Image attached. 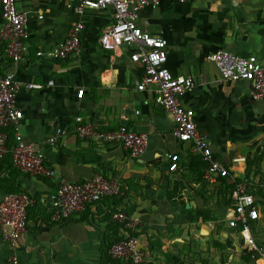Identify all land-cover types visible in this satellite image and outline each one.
<instances>
[{
	"label": "crops",
	"instance_id": "0c3cea01",
	"mask_svg": "<svg viewBox=\"0 0 264 264\" xmlns=\"http://www.w3.org/2000/svg\"><path fill=\"white\" fill-rule=\"evenodd\" d=\"M17 9L27 14L28 53L13 65L0 45V72L12 74L22 85L40 86L20 92L23 119L18 130L54 171L50 178H33L13 169L9 157L0 160V199L9 191L25 193L34 201L27 211L26 233L19 240L18 264H110L106 247L113 231L108 219L115 211L131 220L127 231L145 254L142 264H159L156 258L163 255L173 259L176 249L193 237L205 236L210 224L220 221L231 231L225 224L227 207L217 206L221 199L200 184L206 163L189 144L173 137L170 116L155 102V94L136 90L143 71L130 61V49L99 47L100 33L113 22L112 9L78 12L65 2L39 0H26ZM76 22L83 24L80 55L66 60L51 57L48 52ZM136 24L166 41V67L174 75L194 81L192 93L183 100L194 111L213 158L226 167L229 178L242 181L249 171L254 187L264 193V158L251 164L248 160L249 154L264 152V101L251 100L247 83L222 80L208 60L222 49L254 55L264 65V0H162L155 8L144 7ZM79 89L84 91L81 99L76 96ZM76 116L103 131L125 126L146 133L147 146L132 158L118 144L81 140L71 132ZM59 127L65 133L48 143ZM172 153L179 155L176 172L168 171ZM96 174L116 179L126 188L124 196L51 222L49 199L57 181L81 183ZM215 209L217 220L206 214ZM261 215L256 226L264 218V205ZM8 257L0 237V264H9Z\"/></svg>",
	"mask_w": 264,
	"mask_h": 264
},
{
	"label": "built area",
	"instance_id": "2783aa9c",
	"mask_svg": "<svg viewBox=\"0 0 264 264\" xmlns=\"http://www.w3.org/2000/svg\"><path fill=\"white\" fill-rule=\"evenodd\" d=\"M26 0H0V45L5 57L13 64L21 63L28 53L29 35L25 29L27 14L20 12L17 5ZM46 3L65 2L78 12L85 9L100 11L111 8L113 22L99 35L98 45L105 51L120 47L130 49L129 59L142 67V77L136 85L140 92L152 91L155 102L170 116L172 135L179 143L190 145L192 152L200 155L206 163L203 178L209 184L229 176L228 170L213 158L210 143L200 133L195 122L194 111L187 107L184 98L194 89V81L189 76L174 75L167 67L166 41L143 31L136 20L146 7H157L162 0H39ZM185 3L189 0H176ZM41 19V16H39ZM83 24H72L66 37L55 45L48 54L66 60L81 53L80 34ZM41 53L37 52V56ZM218 70L222 80L247 83L253 101H264V65L254 55L238 56L219 49L208 57ZM39 85H22L12 74L0 72V160L9 157L13 169L33 178H50L54 171L45 164L36 145L26 142L18 130L23 119V111L18 104L21 91L39 89ZM82 89L76 96L81 99ZM71 132L79 139L95 143H114L121 146L132 158L145 150L148 135L134 132L125 126L111 131H103L89 121L76 116ZM62 128L48 139L52 144L64 134ZM168 171L179 169V155L168 156ZM253 179H244L236 184L230 194L225 224L234 232L244 247L255 253L264 262V249L258 247L253 236V227L262 218L261 204L253 185ZM263 187V184L260 185ZM126 188L116 179L94 175L81 183H71L64 179L57 181L55 193L49 199V220L60 223L76 217L95 204L108 199H120ZM34 201L25 193L6 192L0 199V237L8 249L9 264H18L19 240L26 233L27 211ZM110 220L118 225L119 240L115 241L109 255L117 264H142L145 254L138 241L127 230L132 228L131 220L121 211L111 212Z\"/></svg>",
	"mask_w": 264,
	"mask_h": 264
},
{
	"label": "rangeland",
	"instance_id": "374dc122",
	"mask_svg": "<svg viewBox=\"0 0 264 264\" xmlns=\"http://www.w3.org/2000/svg\"><path fill=\"white\" fill-rule=\"evenodd\" d=\"M182 31L180 30V33ZM200 184L202 187L209 188L215 199H221L217 206L221 204L223 209L228 207V192L231 184H209L204 178ZM218 213V209L211 211V213L206 212L207 216L214 220H217ZM219 222L210 224L208 232L204 234L205 236L193 237L192 242L185 244L181 250H172L175 259H169L167 255L156 258L159 264H256L255 253L244 247L237 235L225 229ZM253 236L257 246L264 249V218L258 224ZM257 264H262V261Z\"/></svg>",
	"mask_w": 264,
	"mask_h": 264
},
{
	"label": "trees",
	"instance_id": "16d2710c",
	"mask_svg": "<svg viewBox=\"0 0 264 264\" xmlns=\"http://www.w3.org/2000/svg\"><path fill=\"white\" fill-rule=\"evenodd\" d=\"M263 158H264V152H261V151H256V152H254V153L248 155L249 164H251V163H256V162H258V161H261ZM3 159H6V157L2 158L1 160H3ZM250 178H251V177H250V173H249V171H246V175H245L244 179L248 180V179H250ZM240 181H241V180H235V179L229 178V176L224 177V178H220V179H218V181H217L218 183H222V184H225V183H229V184H231V185H230L231 187H230L229 192H228V206L230 205V194H231V191L234 189V187L236 186V184L239 183ZM8 192H9V191H8ZM9 193H12V192H9ZM13 193H15V192H13ZM255 196H256V198H257V200H258V203H260L261 205H264V204H262V203H263V200H264V193H263V190L260 191V193L256 194ZM108 220H109L110 224H112V227H111V228H112L113 233H112L111 238H110V240H109V243H108V245H107V247H106V257H107V262L110 263V264H117L116 261H114V260L111 259V257H110V255H109L108 252H109V250H110L112 244H113L115 241H118V240H119V237L117 236L118 225L114 224V223L110 220V218H109ZM113 224H114L115 226H113ZM257 226H258V225H257ZM257 226H256V224L254 225V227H253V231H252L253 233H254V231H256ZM127 232H128V234H130L129 231H127ZM258 257H259V256H256L255 258H258Z\"/></svg>",
	"mask_w": 264,
	"mask_h": 264
}]
</instances>
